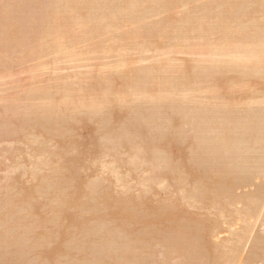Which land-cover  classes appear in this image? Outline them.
<instances>
[{"label": "rangeland", "instance_id": "obj_1", "mask_svg": "<svg viewBox=\"0 0 264 264\" xmlns=\"http://www.w3.org/2000/svg\"><path fill=\"white\" fill-rule=\"evenodd\" d=\"M0 1V264H264L263 0Z\"/></svg>", "mask_w": 264, "mask_h": 264}, {"label": "bare ground", "instance_id": "obj_2", "mask_svg": "<svg viewBox=\"0 0 264 264\" xmlns=\"http://www.w3.org/2000/svg\"><path fill=\"white\" fill-rule=\"evenodd\" d=\"M28 1H29V0H28ZM32 1H33V0H32ZM32 1H31V3H32ZM34 1H35V0H34ZM55 1H56V0H55ZM55 1H54V2H55ZM95 1H98V0H95ZM103 1H104V3H105V0H103ZM110 1H111V0H110ZM116 1H117V0H116ZM119 1H122V3H123L124 0H118V2H119ZM263 1H264V0H263ZM8 2H9V1H8ZM38 2H39V1H38ZM49 2L51 3L52 1L49 0ZM54 2H53V3H54ZM58 2H61V3H62V1H59V0L57 1V3H58ZM118 2H117V3H118ZM0 3H1V1H0ZM9 3H10V2H9ZM9 3H8V4H9ZM11 3H12V1H11ZM11 3H10V4H11ZM20 3H21V2H20ZM25 3H26V1H25ZM31 3L29 2V3H28V4H29L28 6H27V4H26V5H22V8H20V9L25 8V9L27 10V7L29 8V10L32 9V7H33V5H34V2H33V5H30ZM43 3H44V1H43ZM46 3H48V2H45V4H46ZM61 3H60V4H61ZM102 3H103V2H102ZM113 3H115V2H113ZM230 3L232 4V2H230ZM5 4H6V3H5ZM16 4H17V3H16ZM18 4H19V3H18ZM35 4H36V3H35ZM38 4H39V3H38ZM55 4H56V3H55ZM55 4H54V5H55ZM110 4L112 5V2H111ZM228 4H229V3H228ZM231 4H230V5H231ZM12 5L15 6V4H12ZM36 5H37V4H36ZM50 5H51V4H50ZM103 5H105V4H103ZM106 5H108V4H106ZM117 5L119 6V4H117ZM223 5H225V4H223ZM5 6H6V5H5ZM7 6H8V5H7ZM23 6H25V7H23ZM30 6H32V7L30 8ZM37 6H38V5H37ZM40 6H41V5H40ZM115 6H116V5H115ZM120 6H121V5H120ZM231 6H232V5H231ZM12 7H13V6H12ZM41 7H42V6H41ZM45 7H46V6H45ZM47 7H48V5H47ZM223 7H224V6H223ZM8 8H9V7H7L6 9H8ZM2 9H4V8H1V10H2ZM10 9H12V8H10ZM10 9H8V10L11 11V12H9L8 10H7L8 12H7V11L5 12V11L3 10V12L1 13V14H4V13H5V14L3 15V17H1V18L4 19V21H8V25H9V22H12V18L14 19L13 22H12V24H13V23L15 22V20H17V17H18V16H17L18 14H16V13H17V12H18V13L21 12V10H20V12L17 11V10H16L17 12H14L15 10L12 9V10H13V11H12V10H10ZM25 9H23V10L26 11ZM52 9H53V8H52ZM52 9H50V10H52ZM110 9H111V8H110ZM228 9H229V8H228ZM35 10H36V9H35ZM37 10H38V9H37ZM42 10H43V9H42ZM116 10H117V12H118V11H121V10L116 9V7H115V11H116ZM224 10H225V9H224ZM226 10H227V9H226ZM27 11H28V10H27ZM30 11H31V10H30ZM38 11H39V10H38ZM47 11H48V10H47ZM122 11H123V9H122ZM122 11H121V13H122ZM231 11H232V9H231ZM231 11H230V12H231ZM35 12H36V11H35ZM39 12H40V11H39ZM41 12H42V11H41ZM41 12H40V13H41ZM97 12H98V11H97ZM97 12H95V13L97 14ZM117 12H116V13H117ZM222 12L224 13L223 10H222ZM227 12H228V11H227ZM262 12H264V10H262ZM23 13H25V12H23ZM28 13H29V11H28ZM32 13H33V12H31L30 14H32ZM36 13L38 14V12H36ZM47 13H48V12H47ZM113 13H114V12H113ZM113 13H112V15H113ZM118 13H120V12H118ZM118 13H117V14H118ZM124 13H125V12H124ZM124 13H123V14H124ZM128 13H131V12L128 11L126 14L128 15ZM20 14H22V13H20ZM25 14H27V13H25ZM25 14H24V15H25ZM34 14H35V13H34ZM53 14H54V13H53ZM117 14H116V15H117ZM225 14H226V12H225ZM225 14H224V15H225ZM24 15L22 16V17H23L22 20H23V19L27 20V19L30 17V16H29V17L27 18V15H26V16H24ZM49 15H50V14H49ZM101 15L103 16V13H102ZM114 15H115V13H114ZM114 15H113V16H114ZM35 16H36V15H35ZM35 16L33 15L31 18H34ZM46 16H47V14L45 15V17H46ZM130 16H131V15H130ZM217 16H218V15H217ZM25 17H26V18H25ZM36 17H37V16H36ZM40 17H41V18H40ZM50 17H51V16H50ZM98 17H99V16H98ZM127 17H128V16H127ZM225 17H226V16H225ZM15 18H16V19H15ZM37 18H38V19H37ZM37 18H35V19L39 20V18H40V19L42 20L43 16L41 15V16H39V17H37ZM93 18H94L95 20H97L96 17H93ZM217 18H218V17H217ZM29 19H30V18H29ZM94 19H93V21H94ZM114 19H116V18H114ZM223 19H224V18H223ZM0 20H1V19H0ZM22 20H21V21H22ZM25 20H23L24 22L22 21L23 23H22V22H19V21H18V22L24 24V23H25ZM49 20H50V19H49V17H48L47 21H49ZM98 20H99V19H98ZM225 20H226V19H225ZM4 21H2V20L0 21V26L4 24ZM31 21H32V20H31ZM42 21H43V20H42ZM45 21H46V18H45ZM54 21H55V19H54ZM196 21H197V20H196ZM217 21H218V20H217ZM2 22H3V23H2ZM28 22H29V20H28ZM187 22H188V21H187ZM197 22H200V20L197 21ZM223 22H225V21L223 20ZM223 22L221 21V26H223V28L225 27V29H226V28L228 29V26H227L226 24H223V25H222ZM46 23H47V22H46ZM46 23H45V24H46ZM96 23H97V22H96ZM225 23H226V22H225ZM16 24H17V21H16ZM27 24H28V23H27ZM27 24H26V27L28 26ZM34 24H35V21H34ZM37 24H38V23L36 22L35 26H37ZM40 24H41V23H40ZM42 24H43V23H42ZM45 24H44V26H43V25H42V26L45 27ZM103 24H104V23H103ZM186 24H187V23H186ZM195 24H196V23H195ZM198 24H199V23H198ZM200 24H201V23H200ZM200 24H199V25H200ZM4 25H5V24H4ZM4 25H3V26H4ZM19 25H20V24H19ZM50 25H51V24H50ZM97 25H98V24H96V26H97ZM112 25H113V24H112ZM199 25H198V26H199ZM225 25H226V26H225ZM12 26H13V25H12ZM20 26L22 27V25H20ZM38 26H40V25H38ZM38 26L35 27L36 30H37V32H38V30H40V29H39L40 27H38ZM42 26H41V28H43ZM48 26H49V25H48ZM51 26H52V25H51ZM9 27H11V24L9 25ZM14 27H15V26H14ZM14 27H13V28H14ZM16 27H18V25H16ZM26 27L24 26V29H26ZM29 27H30V23H29ZM46 27H47V26H46ZM189 27H190V25H189ZM192 27H193V26H192ZM7 28H8V26H7ZM35 28L32 29V30H33V34L36 33V30H34ZM106 28H107V27H106ZM194 28H195V25H194L193 29H194ZM196 28H197V27H196ZM200 28H201V27H200ZM16 29H17V28H16ZM24 29H22V31L20 30V31L22 32V34L24 33V31H23ZM28 29H30V28H28ZM44 29H45V28H44ZM4 30H5V29H4ZM7 30L9 31V29H7ZM7 30H6L5 32H7ZM11 30H12V28H10V31H9L10 36H8V38H7V37L4 38V39L2 38V43H1L2 46H4V45L6 44V42L10 40V37L12 36V35H11V32H12V34H13V32L16 31L15 29H13V30H15V31H11ZM32 30H29L30 33H29V31H27V33H28V34H32ZM0 31L2 32L1 27H0ZM41 31H42V30H41ZM43 31H44V30H43ZM43 31H42V32H43ZM48 31H49V30H48ZM181 31H183V30H181ZM21 32H19V34H21ZM224 32H225V33H224ZM224 32H223V36L226 37V35H224V34H226L227 31H224ZM262 32H263V31H262ZM16 33H17V32H16ZM16 33H14V34H16ZM25 33H26V30H25ZM25 33H24V34H25ZM38 33H40V31H39ZM43 33H44V32H43ZM45 33H46V32H45ZM5 34H6V33H5ZM7 34H8V32H7ZM17 34H18V33H17ZM19 34H18V35H19ZM22 34H21V36H20L19 38H21V40H22V38H23V36H24V41H25L24 44H25V43H26V39H25L26 36H25L24 34H23V36H22ZM36 34H37V33H36ZM227 34H228V33H227ZM259 34H260V32H259ZM18 35H17V37H18ZM37 35H39L40 37L42 36V35H40V34H37ZM0 36H1V35H0ZM28 36H29V35H28ZM261 36H263V34H262ZM261 36H260V37H261ZM15 37H16V36H15ZM15 37H14V39L16 40ZM35 37H38V36H35ZM260 37H258V39H260ZM226 38L229 40V38H230V37H229V34H228V37H226ZM226 38L223 39V41L227 40ZM11 39H13V37H12ZM29 39H31V38H29ZM33 39H34V38H33ZM40 39H41V38H40ZM258 39H257V40H258ZM21 40H19V42H21ZM31 40H32V39H31ZM228 40H227V41H228ZM257 40H256V42H257ZM261 40H262V41H261ZM261 40H258V42L260 41V45H257V47L259 46V48H258L256 51H252L250 48H247V49H250V51H248L247 54H245V55H247V59H248V60H249V58H250V59H253V60H255V59L257 60V59H259V60H261V61H262V59H264V38H262ZM22 41H23V40H22ZM0 42H1V41H0ZM9 42H11V44H12V41H11V40H10ZM34 42H35V41H34ZM38 42H39V41H38ZM38 42H37V43H38ZM258 42H257V44H258ZM4 43H5V44H4ZM14 43H15V42H14ZM1 44H0V47H1ZM9 44H10V43L7 42V45H9ZM16 44H17V41H16V43H15V47H16ZM24 44H22V45L24 46ZM224 44H225V43H224ZM224 44H223V45H224ZM228 45L230 46V43H228ZM225 46H227V45H225ZM7 47H8V46H7ZM7 47H6V48L4 47L5 50L7 49ZM9 47H10V45H9ZM257 47H256V48H257ZM227 48H228V46L226 47V49H227ZM238 48H239V47H238ZM240 48H242V47H240ZM243 48H244V47H243ZM245 48H246V47H245ZM245 48H244V49H245ZM230 49H231V48H229L228 51H229ZM2 50H3V49H2ZM237 50H238V49H237ZM254 50H255V49H254ZM225 51H226V50H223V49H222L221 51H219L220 53L222 52L221 55H223L224 58H225L226 56L228 57V54H227L228 52L225 54L226 56L223 54V52H225ZM239 51H243V54H244V53H246L247 50L245 51V50L242 49V50H239ZM244 51H245V52H244ZM0 52H1V51H0ZM5 52H6V51H5ZM219 52H218V53H219ZM235 52H237V51H235ZM220 53H219V55H220ZM1 54H2V53H1ZM3 54H4V53H3ZM3 54H2V55H3ZM229 54H230V53H229ZM234 54H235V53H234ZM234 54L232 55L233 57H232L231 54H230V56H229L230 59H228V61H226V62L223 63V65H224V64L226 65V66L224 65L225 67H231V66H234L235 64H237L238 61L235 59ZM212 55H213V54H212ZM219 55H218V57L223 58V57H221V56H219ZM215 56H217V55H215ZM236 57H237V56H236ZM238 57H239V56H238ZM245 58H246V56H245ZM245 58H244V59H245ZM239 59H240V57H239ZM241 60H243V58H241ZM253 60H252V61H249V62H252V64H253ZM215 61H217V60H215ZM245 61H246V59H245ZM254 62H256V61H254ZM215 63H216V62H215ZM217 64H218V62H217ZM221 64H222V63H221ZM254 64H255V63H254ZM223 65H222V67H223ZM215 66H216V64H215ZM217 66H218V65H217ZM217 66H216V67H217ZM220 67H221V66H220ZM244 68L246 69V67H244ZM151 110H152V109H151ZM154 111H156V110L154 109L152 112H154ZM258 111H259V110H258ZM156 112H157V111H156ZM156 112H155V113H156ZM254 112H255V111H254ZM148 113H149V112L147 111V113H146L147 115L145 114L146 117L149 116ZM217 113H218V112H217ZM219 113H220V112H219ZM219 113H218V114H219ZM252 113H253V111H251V114H252ZM257 113H259V112H257ZM156 114H157V113H156ZM222 114H223V113H222ZM222 114H221V115H222ZM248 114H250V113H248ZM151 115H152V113L150 114V116H151ZM157 115H158V114H157ZM253 115H254V113H253ZM255 115L258 116L257 114H255ZM256 116H255V117H256ZM151 117H152V116H151ZM154 117H155V115H154ZM255 117H254V119H255ZM260 117H261V116H260ZM238 118H239V117H238ZM250 118H252V116H250L249 119H250ZM141 119H142V118H141ZM146 119H147V118H146ZM149 119H151V118H148V119H147L148 122H149ZM220 119H222L221 116H220ZM225 119H226V117H225L223 120L228 122L229 119H228V118H227L226 120H225ZM245 119H246V117H245ZM143 120H144V119H143ZM155 120H156V119H155ZM223 120H222V121H223ZM247 120H248V119H247ZM247 120H246V121H247ZM140 121H141V120H140ZM224 121H223V125L225 126V125L227 124V122H226V124H224V123H225ZM258 121H259V120H258ZM144 122H145V121H144ZM151 122H152V121H151ZM153 122H154V121H153ZM153 122H152V123H153ZM155 123H156V122H155ZM201 123H202V122H201ZM221 123H222V122H221ZM221 123H220V125H221ZM228 123H229V122H228ZM153 124H154V123H153ZM203 124H204V122H203ZM238 124H239V122H238ZM240 124H241V123H240ZM204 125H205V124H204ZM220 125H219V127H220ZM230 125L233 126L232 123H230ZM250 125H251V127H252V124H251V123H250ZM235 126H237V125H235ZM238 126H239V125H238ZM253 126H254V125H253ZM256 126H258V124H257ZM256 126H255V127H256ZM226 127H227V126H226ZM228 127H229V126H228ZM233 127H234V126H233ZM240 127H241V125H240ZM205 128H208V129H206L207 131L204 132V133H208L209 131H211V130H209V127H208V126L205 127ZM236 128H239V127H236ZM236 128H233V129H234L233 131H235ZM246 128H247V127H246ZM211 129H212V128H211ZM221 129H223V132H225V131L227 130V129L225 130L224 128H221ZM239 129H240V128H239ZM128 130H129V129H128ZM224 130H225V131H224ZM230 130H231V128H230ZM240 130L243 131L242 129H240ZM248 130H251V129H250L249 127H248V129H246V131H247L248 134H249V131H248ZM126 131H127V130H126ZM221 131H222V130H221ZM227 131H229V130H227ZM254 131H255V129H254ZM257 131H258V129H257ZM262 131H264V130H262ZM223 132H222V133H223ZM250 132H251V131H250ZM259 132H260V131H259ZM124 133H125V132H124ZM210 133H211V132H209V134H210ZM237 133H238V132H237ZM245 133H246V132H245ZM252 133H253V131H252ZM252 133H250V134H252ZM127 134L129 135L128 131H127ZM218 134H221V132L218 133ZM223 134H224V133H223ZM223 134H221L222 136L219 135L221 138H220L219 136H217V137H219V139H218V140H215V143H216V141H220V147H221V146L224 147V144H223L224 141L221 140L222 137L224 136ZM125 135H126V134H125ZM226 135H227V133L225 134V136H226ZM230 135H231V136H232V135L234 136L233 133L230 134V132H229V136H230ZM260 135H261V134H260ZM231 136H230V137H231ZM235 136H236V134H235ZM249 136H250V135H249ZM249 136H246V137H249ZM251 136H252V135H251ZM226 137H227V138H224V137H223V139H224V140H225V139L228 140V136H226ZM230 137H229V138H230ZM124 138H126V137H124ZM249 138H250V137H249ZM249 138H246V139H249ZM260 138H261V137H260ZM208 139H209V138H208ZM211 139H212V138H211ZM211 139H209V142H210V143H212V142L214 141V140H212V142H211ZM216 139H217V138H216ZM230 139H231V138H230ZM230 139H229V140H230ZM238 139H239V137H238ZM240 139H241V138H240ZM242 139H245V138H242ZM258 139H259V138H258ZM229 140H228V141H229ZM232 140H233V139H232ZM257 141H258V140H257ZM237 142H239V141L237 140ZM237 142L235 141V144H236ZM240 142H241V140H240ZM204 143H205V142H204ZM218 143H219V142H217V144H218ZM225 143H226V147H227V145L229 146V144H230V143H228L227 141H225ZM246 143H247V141H246ZM206 144H207V143H206ZM221 144H223V145H221ZM244 144H245V143H244ZM249 144H250V143H249ZM210 145H211V144H210ZM210 145L207 146V147H209V149H212V148H210ZM212 145H214V144H212ZM212 145H211V147H214V146H212ZM218 145H219V144H218ZM245 145H246V144H245ZM216 146H217V145H216ZM234 146H235V145H234ZM238 146H240V145H238ZM203 147H204V148L206 147L205 144H204V146H200V148L204 150ZM223 147H222V148H223ZM235 147H236V146H235ZM249 147H250V146H249ZM249 147H248V149H251V148H249ZM200 148H199V149H200ZM215 148H216V147H215ZM215 148H214V149H215ZM218 148H219V147H218ZM222 148H221V149H222ZM228 148H229V147H228ZM230 148H231V147H230ZM233 148H234V147H233ZM237 148H238V147H237ZM237 148H235V150H236ZM241 148H242V147H241ZM226 149H227V148H226ZM244 149L247 150V148H245V147H244ZM203 150H202L201 152H204ZM205 150H208V148H205ZM232 150H233V152L235 151L234 149H232ZM199 151H200V150H199ZM220 151H221V150H220ZM220 151H219V153H220ZM227 151H228V153H229L230 149H229V150L227 149ZM239 151H241L240 148H239ZM239 151H238V152H239ZM205 152H207V151H205ZM211 152H212V151H211ZM221 152H222V151H221ZM230 152H231V151H230ZM238 152H237V153H238ZM245 152H246V151H245ZM245 152H244V153H245ZM215 153H217V151H216ZM223 153H225V152L223 151ZM223 153H221V155H222ZM226 153H227V152H226ZM228 153H227V154H228ZM244 153H242V154H244ZM198 154H201V153H198ZM211 154H214V153H211ZM238 154H239V153H238ZM246 154H247V153H246ZM216 155H217V154H216ZM225 155H226V154H225ZM229 155H230V153H229ZM234 155H237V154H234ZM219 156H220V155H219ZM217 157H218V155H217ZM223 157H224V156H223ZM225 157H226V156H225ZM240 157H242V156L240 155ZM240 157H239V159H241ZM244 157H245V156H244ZM203 158H204V157H203ZM215 158H216V157H215ZM221 158H222V157H221ZM230 158H231V157H230ZM205 159H206V158H205ZM212 159H213V157H212ZM218 159H219V158H218ZM226 159H227V158H226ZM237 159H238V158H237ZM198 160H199V159H198ZM210 160H211V159H210ZM221 160H223V158H222ZM221 160H220V161H221ZM230 160H231V159H230ZM212 161H214V160H212ZM233 161H234V158H233ZM239 161H240V160H239ZM258 161H259V160H258ZM196 162H197V160H196ZM198 162H200V161H198ZM225 162H226V161H225ZM193 163H194V162H193ZM201 163H202V162H201ZM201 163H198L197 165H199V164L201 165ZM229 163H230V162H229ZM229 163H228V164H229ZM233 163H234V162H233ZM233 163H231V164H233ZM245 163H246V162H245ZM202 164H204V163H202ZM207 164H208V163H207ZM211 164H212V163H211ZM211 164H210V165H211ZM234 164H235V163H234ZM239 164H240V163H239ZM208 165H209V164H208ZM212 165H213V164H212ZM219 165H221V164H219ZM224 165H225V164H224ZM244 165H245V164H244ZM189 166H190V165H189ZM213 166H214V165H213ZM242 166H243V165H242ZM196 167H197V166H196ZM198 167H199V166H198ZM204 167H205V166H204ZM236 167H237V166H236ZM189 168H190V167H189ZM212 169H214V167H213ZM221 169H224V168H221ZM212 172H213V171H212ZM221 172H222V171H221ZM223 173H224V172H223ZM223 173H222V176L225 175V174H223ZM225 173H226V172H225ZM204 174H205V173H204ZM220 174H221V173H220ZM226 174H227V173H226ZM213 175H214V174H213ZM228 175H229V174H228ZM177 176H178V175H177ZM197 176H198V175H197ZM199 176H201V175H199ZM204 176H205V175H203V177H204ZM207 176H208V175H207ZM207 176H206V177H207ZM206 177H205V179H206ZM211 177H213V176H211ZM224 177H225V176H224ZM226 177H227V176H226ZM174 178H175V177H174ZM178 178H183V177L178 176ZM188 178H189V177H188ZM199 178H200V177H198V178L195 177V179H199ZM208 178H209V176H208ZM208 178H207V179H208ZM191 179H192V178H191ZM191 179H190V180H191ZM207 179H206V180H207ZM225 179H226V178H225ZM172 180H173V179H172ZM180 180H181V179H180ZM180 180H179V181H180ZM192 180H193V179H192ZM200 180H201V182H202V180L204 181L203 178H201ZM208 180H209V179H208ZM212 180H214V179L211 178V181H212ZM221 180H222V179H221ZM174 181L177 182V180H175V179H174ZM184 181H185V180H184ZM186 181H187V180H186ZM186 181H185V185H186ZM197 181H199V180H197ZM218 181H219V180H218ZM181 182H182V181H180V183H181ZM204 182H205V181H204ZM207 182H208L207 184H210L209 181H207ZM224 182H225V180H224ZM230 182H231V180H230ZM178 183H179V182H177V184H178ZM191 183H192V182H191ZM197 183H198V182H197ZM202 183H203V182H202ZM213 183H214V182H213ZM192 184H194V182H193ZM199 184H200V183H199ZM199 184H198V185H199ZM214 184H215V183H214ZM214 184H213V185H214ZM217 184H218V183H217ZM178 185H181V184H178ZM203 185H204V186H203ZM205 185H206V183H203V184H202V186L204 187V190H205V188L207 187V186L205 187ZM210 185H212V183H211ZM218 185H220L219 188H218L217 186H216V187H217V188H216L215 186H212V187H211V186L208 185V188H209V187H210L211 189H212L213 187L215 188V189H212V190H213V192L211 191L212 193L210 192L211 195L213 194L215 197H220L221 193H219L220 195H219V194L217 195L216 193L222 191V190L219 191V189H222V188H223V187H222V184H218ZM229 185H230V184H229ZM182 186H183V185H182ZM191 186H192V185H191ZM193 186H194V185H193ZM193 186H192V187H193ZM202 186H201V187H202ZM180 187H181V186H180ZM184 187H185V186H184ZM184 187H181V188L183 189ZM201 187L198 188V186H197V190H196V191L201 192L202 189H203V187H202V188H201ZM185 188H186V187H185ZM200 188H201V190H200ZM208 188H207V189H208ZM211 189H210V190H211ZM217 189H218V190H217ZM226 189H227V188H226ZM183 190H184V189H183ZM215 190H216V191H215ZM224 190H225V189H224ZM227 190H228V189H227ZM191 191H193L192 188H191ZM191 191H190V192H191ZM206 191H207V192H206ZM206 191H205V192L208 194V190H206ZM217 191H218V192H217ZM194 192H195V191H194ZM198 192H197V193H198ZM214 192H215V194H214ZM187 193H188V192H187ZM195 193H196V192H195ZM206 193H205V196H207ZM201 194H202V192H201ZM201 194H200V195H201ZM222 195H225V194H222ZM222 195H221V196H222ZM185 196H186V195H185ZM198 196H199V195H198ZM90 197H91V196H90ZM210 197H211V196H210ZM210 197L208 196L207 199H208L209 201L206 200V201H207L206 205L210 202V200H211L210 204H211V203H213V205L215 204V201L212 202V201H213L212 199H214V197H213V196H212L213 198H210ZM228 197H229V196H228ZM228 197H227V198H228ZM194 198H195V197H194ZM194 198H193V199H194ZM220 198H222V197H220ZM225 198H226V197H225ZM227 198H226V200H222V201H223V202H222V205H224V203H225L224 201H226V203L228 202V201H227ZM191 199H192V198H191ZM228 199L230 200L231 197L228 198ZM233 199H234V198H233ZM214 200H219V198H215ZM234 200H235V199H234ZM66 201H67V200H66ZM74 201H75V200H74ZM74 201H73V202H74ZM189 201H190V200H189ZM195 201H197V200L195 199ZM198 201H199V200H198ZM67 202H68V201H67ZM67 202H66V203H67ZM95 202H96V201H95ZM184 202H185V201H184ZM66 203H65V205H66ZM74 203H75V202H74ZM192 203H193V202H192ZM195 203H197V202H195ZM216 203H217L216 205H218V203L220 204L219 206H217V207H218V210H219V207H221V208L223 207V206H221V200L218 201V202H216ZM226 203H225V205H226ZM76 204H77V203H76ZM93 204H94V203H93ZM189 204H190V203H189ZM230 204H231V203L229 202V205H230ZM69 205H70V203H69ZM72 205H74V204H72ZM203 205H205V204H202V206H200V205H198V206H200V207L203 208V207H204ZM216 205H215V206H216ZM227 205H228V204H227ZM229 205H228V206H229ZM70 206H71V205H70ZM128 206H129V205H128ZM190 206H191V205H190ZM194 206H195V205H194ZM194 206H193V207H194ZM209 206H210V205L208 204L207 207H209ZM67 207H68V206H67ZM196 208H197V207H196ZM215 209H217V208H214V210H215ZM223 209H224V208H223ZM225 209H226V208H225ZM225 209H224V210H225ZM229 209H230V207H229ZM129 210H130V209H129ZM205 210H206V209H205ZM205 210H204V208H203V213L205 212ZM209 210H210V209H208L207 211H209ZM212 210H213V209H212ZM212 210H211V211H212ZM221 210H222V209H221ZM224 210H223V211H224ZM124 211H126V209H125ZM200 211H201V209H200ZM211 211H210V212H211ZM215 211H216V210H215ZM223 211H222V212H223ZM225 211H226V210H225ZM231 211H232V208L230 209V212H231ZM127 212H128V211H127ZM201 212H202V211H201ZM210 212H209V213H210ZM213 212H214V211H212L209 215L211 216V215L214 214V215L216 216V218H217V217H218V216L216 215V212H217V211H216L215 213H213ZM218 212H220V210H219ZM230 212H229V213H230ZM129 213H130V212H129ZM165 213H169V212H165ZM203 213H199L198 216H200V215L202 214V216H203V217L201 216L202 219H205L206 216L208 217V214L203 215ZM205 213H207V212H205ZM212 213H213V214H212ZM227 213H228V211H227ZM218 214H219V213H218ZM125 215H126V214H125ZM170 215H171V214H170ZM204 216H205V217H204ZM140 217H141V216H140ZM146 217H147V216H146ZM207 217H206V220H208ZM213 217H214V216H213ZM103 218H104V217H103ZM147 218H148V217H147ZM197 218H198V217H197ZM211 218H212V217H211ZM128 219H130V216H129ZM148 219H149V218H148ZM148 221H149V220H148ZM149 223H150V222H149ZM61 225H62V224H61ZM192 226H193V225H192ZM192 226H191V227H192ZM59 227H60V226H59ZM144 227H145V226H144ZM146 228H147V227H146ZM194 228H195V227H193L192 230H193ZM125 229H126V228H125ZM129 229H130V228H129ZM196 229H197V228H196ZM91 230H92V229H91ZM94 231H95V230H94ZM96 232H99V231H96ZM124 232H125V231H124ZM126 233H127V232H126ZM193 233H195V232H193ZM142 234H143V233H142ZM191 234H192V233H191ZM195 234H196V233H195ZM96 235H97V234H96ZM113 235H114V233H113ZM115 235H116V234H115ZM122 235H123V234H120V236H122ZM144 235H145V234H144ZM116 236H118V235H116ZM116 236H115L114 238H116ZM196 237H197V236H196ZM109 238H110V237H109ZM118 238H119V237H118ZM120 238H121V237H120ZM120 238H119V239L116 238V239H117V242H118V240H120ZM187 239H188V238H187ZM196 239H197V238H195V240H196ZM105 240H106V239H105ZM109 240H112V236H111V239H109ZM142 240H143V239H142ZM101 241H102V240H101ZM174 241H176V239L173 240L172 242H174ZM177 241H178V240H177ZM108 242H109V241H108ZM113 242H114V245H115L116 242L113 240L111 243H113ZM109 243H110V242H109ZM119 243H120V241H119ZM170 243H171V242H170ZM76 244H77V243H76ZM125 244H126V245H125ZM125 244H124V246L126 247V246H127V243H125ZM197 244H198V243H197ZM197 244H196V245H197ZM78 245H79V244H78ZM117 245H118V244H117ZM117 245H116V246H117ZM119 245H120V244H119ZM121 245H122V244H121ZM121 245H120V246H121ZM192 245H193V246H192L191 248L193 249L195 243H194V244L192 243ZM116 246H114V247H116ZM104 247H105V246H104ZM118 247H119V246H118ZM127 247H128V246H127ZM129 247H130V246H129ZM196 247H198V246H196ZM196 247H195V249H196ZM121 248H122V247H121ZM131 248H132V247H131ZM176 248H177V247H176ZM180 248H181V247H180ZM101 249H102V248H101ZM123 249H124V248H123ZM183 249H184V248H183ZM195 249H194V250H195ZM77 250H78V249H77ZM87 250H88V248H87ZM102 250H103V249H102ZM107 250H108V249H107ZM112 250H113V249H112ZM125 250H126V248H125ZM129 250H130V249H129ZM132 250H133V249H132ZM185 250H186V249H184V251H185ZM187 250H188V248H187ZM189 250L191 251V249H189ZM196 250H199V249H196ZM196 250H195L194 252H196ZM71 251H72V250H71ZM71 251H68L66 254H69V253H75V252H71ZM94 251H95V250H94ZM110 251H111V250H110ZM114 251H115V250L111 251V253H113ZM126 251H127V250H126ZM19 252H20V251H19ZM87 252H88V251H87ZM95 252H96V251H95ZM95 252H94V253H95ZM99 252H100V251H99ZM99 252H97V254H98ZM101 252H102V251H101ZM121 252H122V251H121ZM185 252H186V251H185ZM198 252H199V251H198ZM212 252H213V251H212ZM85 253H86V252H85ZM103 253H104V252H103ZM109 253H110V252H109ZM133 253H134V252H133ZM199 253H200V252H199ZM97 254H95V255H97ZM99 254H100V253H99ZM99 254H98V255H99ZM104 254H106V253H104ZM104 254H101V255H104ZM189 254H190V253H189ZM90 255H91V253H90ZM129 255H130V254H129ZM187 255H188V254H187ZM190 255H191V254H190ZM199 255H202V254H199ZM205 255H207V254H205ZM205 255H204V256H205ZM66 256H67V255H66ZM72 256H73V255L71 254L70 257L73 258ZM92 256H93V255H92ZM194 256H195V254H194ZM75 257H76V255L74 256V258H75ZM88 257H89V256H88ZM95 257H97V256H95ZM108 257H109V256H108ZM132 257H133V256H132ZM201 257H202V256H201ZM102 258H104V257H102ZM102 258H101V259H102ZM119 258H120V257H119ZM119 258H118V259H119ZM125 258H126V257H125ZM191 258H192V257H191ZM194 258H195V257H194ZM197 258H198V260H201L203 257H202L201 259H200V257H197ZM206 258H207V257H206ZM206 258H204V259L207 260ZM11 259H12V258H11ZM88 259H90V258H88ZM91 259H92V258H91ZM93 259H94V258H93ZM93 259H92V260H93ZM95 259H96V258H95ZM97 259H98V258H97ZM99 259H100V258H99ZM104 259H105V258H104ZM106 259H107V258H106ZM106 259H105V261L108 260V259H107V260H106ZM116 259H117V258H116ZM116 259H115V260H116ZM122 259H123V258H122ZM192 259H193V258H192ZM204 259H203V260H204ZM16 260H17V259H16ZM71 260H72V263L70 262V264H76V262L73 263V262H74L73 260H77V258H75V259H71ZM71 260H70V261H71ZM92 260H91V261H92ZM109 260H110V259H109ZM112 260H113V258L111 259V261H112ZM115 260H114V262H115ZM205 260H204V261H205ZM14 261H15V260H14ZM14 261L11 260V262H14ZM82 261H83V260H82ZM95 261H96V260H95ZM95 261H94V262H95ZM105 261H104V262H105ZM120 261H121V260H120ZM122 261H123V260H122ZM122 261H121V262H122ZM8 262H9V260H7L6 263H8ZM77 262L80 263V259H78ZM94 262H92V264H93ZM97 262H98V261H97ZM99 262H100V261H99ZM112 262H113V261H112ZM56 263H57V262H56ZM60 263H61V262H59V264H60ZM79 263H78V264H79ZM83 263H84V262H83ZM101 263H103V261H101ZM124 263H125V262H124ZM129 263H130V262H129ZM198 263H199V262H198ZM201 263H202V262H201ZM9 264H10V263H9ZM61 264H63V263H61ZM80 264H82V263H80ZM88 264H90V261H89ZM94 264H99V263H94ZM104 264H105V263H104ZM108 264H109V263H108ZM122 264H123V263H122ZM126 264H127V263H126ZM194 264H196V263H194Z\"/></svg>", "mask_w": 264, "mask_h": 264}]
</instances>
